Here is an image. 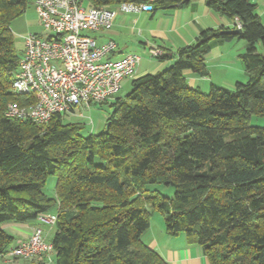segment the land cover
<instances>
[{
    "label": "trees",
    "instance_id": "16d2710c",
    "mask_svg": "<svg viewBox=\"0 0 264 264\" xmlns=\"http://www.w3.org/2000/svg\"><path fill=\"white\" fill-rule=\"evenodd\" d=\"M80 1L112 8L144 0ZM29 2L0 0V258L17 243L4 225L31 223L44 237L45 225L54 230L45 237L54 249L29 258L38 264H169L143 238L160 213L166 233L200 246L209 264H264V127L250 123L264 116V53L257 46H264V22L256 4L207 0L233 28L204 29L174 54L164 49L157 58L173 63L133 78L125 96L95 104L111 112L104 130L85 135L86 123L67 118L81 109L46 124L6 115L9 103L36 100L13 89L22 55L11 25ZM236 20L242 33H227ZM233 39L247 42L241 58L248 80L232 89L212 84L208 92L191 86L186 71L207 76L213 42ZM50 176L57 178L55 197L45 192ZM153 184L173 187V196L150 190Z\"/></svg>",
    "mask_w": 264,
    "mask_h": 264
},
{
    "label": "built area",
    "instance_id": "2783aa9c",
    "mask_svg": "<svg viewBox=\"0 0 264 264\" xmlns=\"http://www.w3.org/2000/svg\"><path fill=\"white\" fill-rule=\"evenodd\" d=\"M154 1L121 3L118 8H110L86 7L80 0H35L45 35L51 38L35 32L24 37L25 47L13 89L19 95H34L36 100L25 104L11 102L6 115L46 124L58 113L111 101L120 92L124 79L133 77L141 56L129 53L121 59L107 58L116 50L117 43L110 39L99 44L91 34L110 31L118 12L152 11ZM237 28H241L238 21ZM164 52L158 46L150 48V54L156 58ZM41 220L55 223V218L49 216H42ZM53 249L43 230L34 228L7 256L29 259L48 255Z\"/></svg>",
    "mask_w": 264,
    "mask_h": 264
},
{
    "label": "crops",
    "instance_id": "0c3cea01",
    "mask_svg": "<svg viewBox=\"0 0 264 264\" xmlns=\"http://www.w3.org/2000/svg\"><path fill=\"white\" fill-rule=\"evenodd\" d=\"M252 1L256 4L257 11L264 22V0ZM206 2L207 0H190L185 5L158 9L157 11L118 12L110 31L92 33L91 35L96 38L99 44L110 39L117 43L116 50L107 56L110 59H121L129 53L140 55V52H136L134 43L143 44L144 47L156 43L159 48L174 54L180 47L196 42L197 37L204 29L220 26L233 28L235 23L233 20L209 8ZM116 7L118 5L112 6V8ZM134 29L138 30L137 36L140 37L139 41L136 42L132 38ZM257 46L259 52L264 53V46L261 44ZM246 48L247 42L242 39L226 42L214 41L210 52L206 55L209 74L199 76L191 71H186L188 81H195L196 86L203 91L210 90L212 84L232 89L236 82H246L248 74L241 58ZM137 49L139 48L137 47ZM166 61L167 67L173 63V60ZM144 64L141 57L134 76L131 78L149 73L148 67ZM202 82H208V85L204 86L205 84L203 85ZM80 112L81 114H77L78 117H84L87 114L86 109L80 110ZM4 228L13 234L16 237V242H18L27 239L33 232L35 225L31 223H6ZM43 228L46 239L51 240L54 230L48 225ZM144 241L151 248L157 249L169 264H209L202 248L198 245L189 244L185 237H182V241L177 246L172 244L173 246L168 245V247L159 243L154 235H151L149 239L144 238ZM12 260L13 258L10 256L0 258V262L3 264H10L9 262ZM21 261V259H17L13 264H38L37 259Z\"/></svg>",
    "mask_w": 264,
    "mask_h": 264
},
{
    "label": "rangeland",
    "instance_id": "374dc122",
    "mask_svg": "<svg viewBox=\"0 0 264 264\" xmlns=\"http://www.w3.org/2000/svg\"><path fill=\"white\" fill-rule=\"evenodd\" d=\"M11 29L14 35V40L16 43L18 53L20 55H22V51L25 47L24 37L26 35L32 32L45 34V30L43 29L42 23L36 11L35 0H30L25 12L22 13L20 16H18L12 22ZM137 32L138 30L134 29V33L132 35L134 42L139 41L140 39V37L137 36ZM132 38L131 40H133ZM137 44L134 43V45H136L135 47L137 50L136 52H140L139 54L141 55L142 60L145 63L144 65L148 67L149 72L156 73V72L162 71L167 68V65H165L167 62L166 60H161L159 58L153 57L150 54V47L151 46L156 47L158 46V44L151 43V46H146V47H144L143 44H138V45ZM137 47L139 49H137ZM132 79L133 78L131 77L124 79V81L122 82V88L119 92V96H125L132 90ZM189 83L193 87L196 86L195 81L190 80ZM202 84L203 85L205 84L204 86H207L208 82H205V83L202 82ZM208 91L209 89H206L205 92H208ZM86 110H87V114L84 115V117L68 115L67 118L70 121H79V122L86 123L87 128L84 132L85 135L89 133H98L104 130L106 123H107L108 115L111 112L110 106L107 104H104L103 106L94 104L91 107L86 108ZM250 123L253 126L264 127V116L253 115ZM56 181H57L56 176H50L48 178L45 192L50 197H55L56 195V192H55ZM149 188L150 190H158L161 193L169 197H172L174 194V188L171 186H165L162 184H153V185H150ZM56 210H57L56 207H53L51 209V213H55ZM151 235L152 236L154 235L158 239L159 243H161L164 246L167 245V247L168 245L173 246L172 244H174V246H177L178 243L182 241V237H184L183 234L179 236H169L165 230L164 217L160 213L153 214L151 228L145 233L144 238L149 239ZM17 259H20V258H13L12 262H9V263L13 264L15 261H17ZM21 260L25 262L29 259H21ZM50 264H54V263H50Z\"/></svg>",
    "mask_w": 264,
    "mask_h": 264
},
{
    "label": "water",
    "instance_id": "95a60500",
    "mask_svg": "<svg viewBox=\"0 0 264 264\" xmlns=\"http://www.w3.org/2000/svg\"><path fill=\"white\" fill-rule=\"evenodd\" d=\"M186 1H190V0H186ZM181 3H179L178 5H180ZM227 33H233V34H241L242 33V29L241 28H236V29H230L226 31Z\"/></svg>",
    "mask_w": 264,
    "mask_h": 264
}]
</instances>
